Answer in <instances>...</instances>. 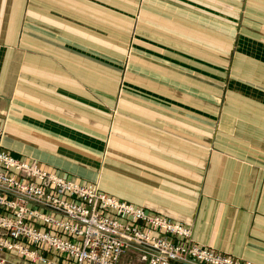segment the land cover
I'll list each match as a JSON object with an SVG mask.
<instances>
[{"label":"crops","instance_id":"0c3cea01","mask_svg":"<svg viewBox=\"0 0 264 264\" xmlns=\"http://www.w3.org/2000/svg\"><path fill=\"white\" fill-rule=\"evenodd\" d=\"M0 124L13 156L264 264V0H0Z\"/></svg>","mask_w":264,"mask_h":264},{"label":"built area","instance_id":"2783aa9c","mask_svg":"<svg viewBox=\"0 0 264 264\" xmlns=\"http://www.w3.org/2000/svg\"><path fill=\"white\" fill-rule=\"evenodd\" d=\"M4 133L0 124V252L32 264H255L195 243L191 228L94 184L13 156Z\"/></svg>","mask_w":264,"mask_h":264},{"label":"rangeland","instance_id":"374dc122","mask_svg":"<svg viewBox=\"0 0 264 264\" xmlns=\"http://www.w3.org/2000/svg\"><path fill=\"white\" fill-rule=\"evenodd\" d=\"M105 157H107V156H105ZM99 165H101V163H100ZM93 166H95V164H94ZM92 169H95V170H97V169H96V166H95V167H93ZM19 264H27V263H25V262H24V261H22V260H19Z\"/></svg>","mask_w":264,"mask_h":264}]
</instances>
